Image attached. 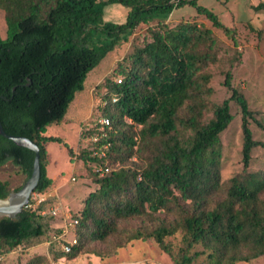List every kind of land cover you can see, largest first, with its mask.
I'll return each mask as SVG.
<instances>
[{
    "label": "trees",
    "instance_id": "16d2710c",
    "mask_svg": "<svg viewBox=\"0 0 264 264\" xmlns=\"http://www.w3.org/2000/svg\"><path fill=\"white\" fill-rule=\"evenodd\" d=\"M198 1L0 0L7 33L0 40V123L7 134L26 137L39 149L40 178L34 192L42 194L53 184L46 170L50 142L64 145L71 157L82 161L97 186L71 218L77 221L76 243L69 252L51 241L61 227L52 230L50 244L60 249L54 260L82 253L100 256L95 245H106L111 252L146 239L173 264H194L202 256L207 264L250 263L264 255V170L251 169L252 153L257 147L264 150V142L254 140L251 122L263 133L264 124L254 119L228 73L223 85L229 97L211 103L207 68L219 45L211 31L196 23L172 28L165 23L173 9L188 5L196 16L232 35V28ZM114 4L128 9L122 23L104 20L105 7ZM152 23L150 41L130 56L127 67L118 63L122 76L115 74L101 85L104 92L92 108L93 119L79 125L77 150L57 136L44 135L66 119L75 94L108 55L141 24ZM231 102L240 109L241 170L224 180L230 147L225 148L222 136L233 123ZM99 118L109 124H97ZM100 126L104 135L84 143L82 134L99 133ZM34 155L0 136V168L18 167L27 180ZM94 163L109 171L95 173ZM9 192L8 182L0 181V200ZM39 205L25 207L16 218H0V257L42 240L50 218L40 214ZM159 212L175 218L155 221ZM178 231L184 234L175 250L167 238ZM195 246L202 249L193 251ZM46 261L35 255L16 264Z\"/></svg>",
    "mask_w": 264,
    "mask_h": 264
},
{
    "label": "rangeland",
    "instance_id": "374dc122",
    "mask_svg": "<svg viewBox=\"0 0 264 264\" xmlns=\"http://www.w3.org/2000/svg\"><path fill=\"white\" fill-rule=\"evenodd\" d=\"M258 3H260V7H256ZM198 4L214 12L223 25L231 27L232 35L214 28L203 16H196L195 9L188 5L173 9L165 23L170 28L183 22L196 23L211 31L219 40L216 60L207 68L208 81L205 87L210 90L211 103L218 105L229 97L230 91L223 85L228 73L231 75V86L244 95L249 108L253 111L254 119L264 124V0H199ZM105 16V20L113 23L123 22L124 19L123 12L116 10H106ZM151 26H154V23L141 24L128 40L118 45L105 61L88 76L83 92H77L73 102V105L76 102L75 104L83 110L81 116L66 118L60 124L47 128L44 135L57 136L73 152L77 150L79 125L93 119L92 108L99 101L100 92H104L101 85L106 79L112 80L114 75L118 74L119 68L127 67L130 56L150 41L148 29ZM6 37L4 12L0 9V40H5ZM118 63L123 65L118 67ZM230 112L234 118L233 123L222 136L225 148L230 147V151L227 153L228 162L222 170L224 180L241 170L238 153L240 109L235 102L230 103ZM68 113L67 115H69ZM211 116L212 111L206 114L205 120ZM251 129L254 140L264 142V133L253 122H251ZM229 141L237 144L228 145ZM47 151L49 162L46 170L47 175L53 180V184L42 193L46 198L44 203L37 204L34 199L36 192H33L29 198L30 203L28 201L27 204H30V208H35L37 205L42 206L41 211L44 212L42 216L50 218L46 219L49 227L42 240L36 245L17 246L0 257L2 264L24 263L35 255H44L47 258L44 264H173L170 257L150 239L134 240L125 247L117 248L111 252L107 251L106 245L98 244L95 247L101 253L100 256L82 253L73 259H66L63 254L62 258L54 260L53 254H58L61 248L60 246V249L57 246H51L50 236L53 234L54 228L63 226L64 221L61 216L50 215V210L60 207L68 215L67 220H70L73 214L82 209L85 199L89 193L97 189V186L82 161L71 157L64 145L50 142L47 144ZM251 169L264 170V150L259 147L252 153ZM72 177L74 180H71ZM0 181L8 182L9 193H14L18 191L16 190L18 187L25 183L26 178L18 167L7 164L0 168ZM173 191L174 194H177V190L173 189ZM154 217H157L155 221L160 219L169 221L173 220L175 215L159 212ZM183 234V231H178L174 236L167 238L175 250L181 244ZM201 249V246H195L193 251ZM90 250H93V247ZM194 264H207L205 256L199 257ZM237 264H264V255L250 263L239 262Z\"/></svg>",
    "mask_w": 264,
    "mask_h": 264
},
{
    "label": "water",
    "instance_id": "95a60500",
    "mask_svg": "<svg viewBox=\"0 0 264 264\" xmlns=\"http://www.w3.org/2000/svg\"><path fill=\"white\" fill-rule=\"evenodd\" d=\"M29 84L30 82H28V85ZM0 136L10 140L16 146L24 147L33 151L35 154L31 175L17 192L8 194L5 200L9 202L10 206L7 208L4 207L0 208V215H1L0 218L1 217L16 218L18 214H20L21 211L27 206L29 198L38 184L40 178L39 149L31 140H29L26 137L7 134L4 131L1 123H0Z\"/></svg>",
    "mask_w": 264,
    "mask_h": 264
},
{
    "label": "built area",
    "instance_id": "2783aa9c",
    "mask_svg": "<svg viewBox=\"0 0 264 264\" xmlns=\"http://www.w3.org/2000/svg\"><path fill=\"white\" fill-rule=\"evenodd\" d=\"M119 81L120 80H118V82ZM113 101H115V99ZM89 122H87V124H89ZM97 124H99L101 126L102 125H108L109 121H108V119H105V118H99V119H97ZM101 126L97 127V129H98L97 131L99 133L102 132V130H103V127H101ZM80 133H81V128L79 126V138H80ZM99 133L92 134V135L82 134V140L84 143L96 142L99 140L100 135H104V133H100V134ZM104 148H106V146H104ZM92 169L95 173H98L99 175H104L105 173H107L109 171V168L103 167L102 165H98L96 163L92 164ZM71 180H74V178L72 177ZM34 199H35V202H37V204H40L46 200L44 195L41 193H36V194L34 193ZM26 207H30V204H27ZM40 214L44 215V212L41 211ZM50 215H52L53 217L61 216V217H63V221H64V224L61 227V232L59 234H53L51 236V241L57 242L62 251L69 252L71 249V246L76 243V233L73 229H74L77 221L72 220V219L67 220L68 215L65 214V212L60 207H56V208H53L52 210H50Z\"/></svg>",
    "mask_w": 264,
    "mask_h": 264
},
{
    "label": "crops",
    "instance_id": "0c3cea01",
    "mask_svg": "<svg viewBox=\"0 0 264 264\" xmlns=\"http://www.w3.org/2000/svg\"><path fill=\"white\" fill-rule=\"evenodd\" d=\"M259 4L260 3H258V5L257 6H259ZM256 6V7H257ZM109 9V11L110 10H112V11H114V10H116V11H122L123 12V14H124V19H123V22L125 21V18H126V15H127V13H128V9L127 8H125V7H123V6H121V5H116V4H114V5H110V6H107V7H105V9H104V20H105V14H106V10H108ZM105 21H107V20H105ZM117 23H122V21L121 22H117ZM83 92V91H82ZM82 92H80V93H82ZM76 103V102H75ZM74 103V105H73V103H72V105L70 106V109H69V115H67L66 116V118H71L72 116H81V114L83 113V110L82 109H80V106L79 105H77V104H75ZM79 124V123H78Z\"/></svg>",
    "mask_w": 264,
    "mask_h": 264
},
{
    "label": "bare ground",
    "instance_id": "6f19581e",
    "mask_svg": "<svg viewBox=\"0 0 264 264\" xmlns=\"http://www.w3.org/2000/svg\"><path fill=\"white\" fill-rule=\"evenodd\" d=\"M9 206H10V204H9V202L7 200H0V208H2V207L7 208Z\"/></svg>",
    "mask_w": 264,
    "mask_h": 264
}]
</instances>
